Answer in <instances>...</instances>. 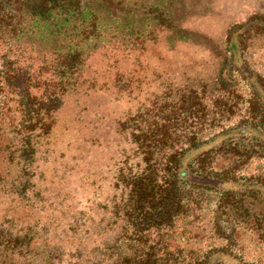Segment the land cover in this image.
Returning <instances> with one entry per match:
<instances>
[{
  "label": "trees",
  "instance_id": "1",
  "mask_svg": "<svg viewBox=\"0 0 264 264\" xmlns=\"http://www.w3.org/2000/svg\"><path fill=\"white\" fill-rule=\"evenodd\" d=\"M173 1L0 0V196L18 217L27 214L42 203L46 181L49 192L60 186L64 164L67 176L92 185L95 171L84 165L99 146L97 99L134 100L133 113L127 107L106 127L115 150L107 187L122 218V246L130 238L138 264H247L222 245L185 263L177 244L168 251V240L189 194L202 190L217 195L219 241H233L242 228L264 244V180L240 175L264 155V80L243 58L248 40L264 37V16L227 29L211 77L177 76L160 55L157 67L150 61L151 50L172 53L189 41ZM239 83L249 92L240 119L207 123L229 112ZM150 233L158 237L152 245Z\"/></svg>",
  "mask_w": 264,
  "mask_h": 264
},
{
  "label": "rangeland",
  "instance_id": "2",
  "mask_svg": "<svg viewBox=\"0 0 264 264\" xmlns=\"http://www.w3.org/2000/svg\"><path fill=\"white\" fill-rule=\"evenodd\" d=\"M167 1L162 0L163 5ZM174 1L175 6L171 10L176 16V24L183 31L184 37H190L189 41L176 44L172 53H165L164 50L161 55L159 49L151 50L150 61L154 59V66L157 67L161 63L159 59H164V63L177 76L186 73L211 77L217 65L214 50L223 47L227 29L252 15L264 16V0ZM243 58L249 68L264 80V37H251L244 49ZM150 90L156 91L152 88ZM104 101L103 95L97 99L95 132L99 146L92 153L91 164L84 165V169L92 166L95 171L92 185H89L91 178H84L80 183L71 179L64 171V164L58 172L61 175L60 186H52L49 192L46 181L42 203L37 204L36 209L29 213H22L18 217L0 196V229L4 231L0 232V264H121L124 257L127 261L125 264H138L139 252L135 251L130 238L127 245L122 246V218L119 213L113 214L114 201L110 197L107 182L113 169L109 157L115 150L114 143L106 135V127H111L109 117H117L127 107L133 113L136 102ZM248 101L249 92L239 83L236 93L230 101H226L230 105L229 112L214 116L207 123L215 127L232 124L243 115ZM84 174L88 176V173ZM240 175L249 180H264V155L249 160L241 168ZM65 192L70 193L60 201L58 194L61 196ZM50 193L57 196L54 200L59 205L55 210L47 206L52 201ZM216 203L215 193L192 191L187 199L186 214L174 222L168 251H173L172 248L177 244L176 248L182 249L184 262L192 263L203 253L222 245L244 263L264 264V244L253 232L239 228L229 243L216 238L213 228ZM66 206L70 208L66 209ZM5 209H8L7 214ZM10 217L13 219L10 220ZM157 239L154 233H150L146 243L152 245ZM147 244L144 251L147 250ZM159 253H156V259L160 257ZM175 256L171 255V258Z\"/></svg>",
  "mask_w": 264,
  "mask_h": 264
}]
</instances>
